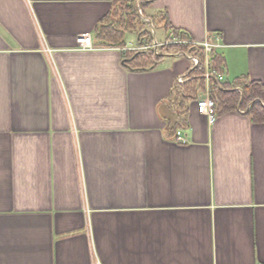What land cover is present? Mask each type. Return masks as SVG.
<instances>
[{"label": "crops", "instance_id": "obj_1", "mask_svg": "<svg viewBox=\"0 0 264 264\" xmlns=\"http://www.w3.org/2000/svg\"><path fill=\"white\" fill-rule=\"evenodd\" d=\"M112 10L0 0V264H264V122L241 111L210 121L201 93L183 123L169 101L193 63L172 54L129 70L139 38H95ZM146 11L159 48L174 30L217 42L225 82L264 84V0H152ZM83 34L96 49L79 48Z\"/></svg>", "mask_w": 264, "mask_h": 264}, {"label": "trees", "instance_id": "obj_2", "mask_svg": "<svg viewBox=\"0 0 264 264\" xmlns=\"http://www.w3.org/2000/svg\"><path fill=\"white\" fill-rule=\"evenodd\" d=\"M151 3L152 0H145L141 5L142 10L144 11ZM150 20L155 28L156 22ZM148 24L150 23H146L138 14L137 0H113V10L109 17L104 19L100 27L97 28L95 38L105 47L126 48L125 35L127 32H134L141 44L151 46L154 39L151 29L147 28ZM157 25L168 28L167 18H159ZM181 42H191L190 36L186 32L174 30L170 43L161 46L157 52L153 50L150 52L125 51L123 65L129 70L139 71L154 67L166 55L182 51L198 55L202 63L193 68L188 82L184 85L176 83L169 101L170 105L182 118L183 123L186 124V114L184 112L186 105L196 100L199 94H204L207 88L204 79L205 66L202 49L191 43ZM213 60L215 68L220 74H223V61L217 55L214 56ZM209 90L211 98L216 102L215 115L227 111H245V114L250 115L254 122H264V84L250 82L247 78L232 83L213 81L210 83Z\"/></svg>", "mask_w": 264, "mask_h": 264}, {"label": "built area", "instance_id": "obj_3", "mask_svg": "<svg viewBox=\"0 0 264 264\" xmlns=\"http://www.w3.org/2000/svg\"><path fill=\"white\" fill-rule=\"evenodd\" d=\"M145 0H138V14L140 15V17L150 23L153 27L152 21L148 18L145 17L144 15V11L141 8L142 3H144ZM154 28V27H153ZM170 40L166 42V44H169ZM181 43H191L197 47H199L200 49H202L203 54H204V66H205V74H204V79L206 82V92L204 93V97L198 101V108L200 110V112L204 115H206L210 121H213L215 118V114H216V102L214 99L211 98L210 96V83L211 82H223L224 81V77L222 74L219 73V71L215 68L214 65V56L216 55L215 51L217 48H220L221 46L219 45V43L217 42H211V41H205L203 43H196V42H181ZM78 44H79V48L81 50H94L96 49L95 43H94V39L92 37V35L90 34H83L78 38ZM165 45V44H164ZM159 44L157 42H155L153 45H151V47L154 49L155 52L158 51L159 49ZM163 46V45H162ZM150 47V48H151ZM149 47L146 44H141V48L140 51L145 52L147 51ZM175 55L179 56V57H185L190 59V61L193 63L194 68L198 67L202 61L201 58L198 55H193L190 54L188 52H178ZM191 76L186 75V76H182L179 77L177 79V84L180 85H184L186 82H188L190 80ZM264 105V103H263ZM244 112L245 111H241ZM173 140L178 143V144H186L187 143V136L185 135V133L182 130H178L173 138Z\"/></svg>", "mask_w": 264, "mask_h": 264}, {"label": "rangeland", "instance_id": "obj_4", "mask_svg": "<svg viewBox=\"0 0 264 264\" xmlns=\"http://www.w3.org/2000/svg\"><path fill=\"white\" fill-rule=\"evenodd\" d=\"M144 11H145V14L147 15L146 9ZM146 23H148V22H146ZM145 27H146V25H145ZM147 28L151 29L150 31L153 34V39L154 40H155V37H157L158 40H161V38L158 35V33L155 35V28H153L151 24H148ZM125 42H126V45L128 47L136 46L138 44V36H137V34L134 33V32H127L126 35H125Z\"/></svg>", "mask_w": 264, "mask_h": 264}]
</instances>
